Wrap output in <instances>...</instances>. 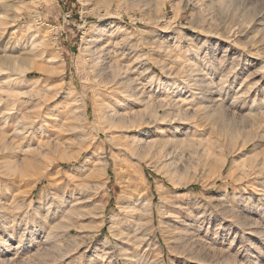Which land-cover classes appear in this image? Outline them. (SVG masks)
Wrapping results in <instances>:
<instances>
[{
    "label": "rangeland",
    "instance_id": "1",
    "mask_svg": "<svg viewBox=\"0 0 264 264\" xmlns=\"http://www.w3.org/2000/svg\"><path fill=\"white\" fill-rule=\"evenodd\" d=\"M0 132V264H264V0H0Z\"/></svg>",
    "mask_w": 264,
    "mask_h": 264
},
{
    "label": "bare ground",
    "instance_id": "2",
    "mask_svg": "<svg viewBox=\"0 0 264 264\" xmlns=\"http://www.w3.org/2000/svg\"><path fill=\"white\" fill-rule=\"evenodd\" d=\"M126 93V92H125ZM117 101V100H116ZM3 107V106H2ZM5 118V117H4ZM1 133V132H0ZM4 138V136L2 135V134H0V141H2V140H4L3 139ZM147 210L149 211L150 210V206H149V204H147ZM133 208V207H132ZM147 215V214H146ZM30 233H33V232H30ZM128 238V237H127Z\"/></svg>",
    "mask_w": 264,
    "mask_h": 264
}]
</instances>
